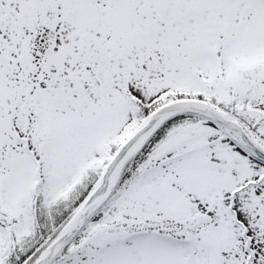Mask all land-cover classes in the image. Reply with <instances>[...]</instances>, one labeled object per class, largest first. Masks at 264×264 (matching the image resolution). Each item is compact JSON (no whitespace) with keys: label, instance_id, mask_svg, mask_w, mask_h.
<instances>
[{"label":"snow or ice","instance_id":"6c2138e0","mask_svg":"<svg viewBox=\"0 0 264 264\" xmlns=\"http://www.w3.org/2000/svg\"><path fill=\"white\" fill-rule=\"evenodd\" d=\"M0 264H264V0H0Z\"/></svg>","mask_w":264,"mask_h":264}]
</instances>
